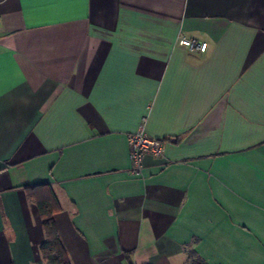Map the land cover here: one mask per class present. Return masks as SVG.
Instances as JSON below:
<instances>
[{"label": "crops", "instance_id": "0c3cea01", "mask_svg": "<svg viewBox=\"0 0 264 264\" xmlns=\"http://www.w3.org/2000/svg\"><path fill=\"white\" fill-rule=\"evenodd\" d=\"M41 185L71 264H264V0H0V264Z\"/></svg>", "mask_w": 264, "mask_h": 264}, {"label": "trees", "instance_id": "16d2710c", "mask_svg": "<svg viewBox=\"0 0 264 264\" xmlns=\"http://www.w3.org/2000/svg\"><path fill=\"white\" fill-rule=\"evenodd\" d=\"M27 198L34 202L40 212L45 241L40 247L42 259L46 264H71L69 255L59 235L54 215L60 210L59 201L48 185L26 187ZM192 264H206L199 257Z\"/></svg>", "mask_w": 264, "mask_h": 264}, {"label": "built area", "instance_id": "2783aa9c", "mask_svg": "<svg viewBox=\"0 0 264 264\" xmlns=\"http://www.w3.org/2000/svg\"><path fill=\"white\" fill-rule=\"evenodd\" d=\"M179 44L192 52H205L208 44L196 39L182 38ZM131 159V173L140 176L143 172L146 156L162 157L165 151L164 139L154 138L147 135L143 125L139 130L128 137Z\"/></svg>", "mask_w": 264, "mask_h": 264}]
</instances>
